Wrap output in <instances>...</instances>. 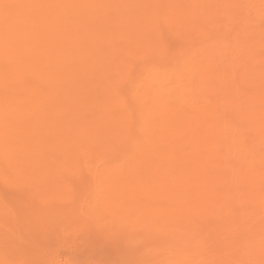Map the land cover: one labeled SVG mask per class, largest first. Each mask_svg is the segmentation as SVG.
<instances>
[{
	"label": "rangeland",
	"instance_id": "1",
	"mask_svg": "<svg viewBox=\"0 0 264 264\" xmlns=\"http://www.w3.org/2000/svg\"><path fill=\"white\" fill-rule=\"evenodd\" d=\"M198 1L199 3L196 0L195 2L194 0H180V4L185 3L182 6V11L187 15L196 11V16H188L194 24L192 30L194 33L189 37L185 36V31L183 30L185 21L181 23L177 20L175 27L169 28L168 26V30L164 28L163 36L159 43L157 41L147 50L143 49L137 53L133 52V56L131 55L132 59H136L131 63L127 62L129 66L128 73L123 78H117L118 81L115 83L118 85L117 88H121H118L120 90L116 92L111 91L114 93L115 99L113 97V103L110 102L108 110V114L113 121L111 125L114 122L121 121L122 127L120 129L118 128L109 133L107 131L109 130L108 128L103 129V126H99V130L103 129L102 132L107 133L106 135H104L105 133L102 134L99 139L97 138L100 141H97L96 137L102 132L91 134L93 131L91 122L94 121V118L87 115V118L83 117L76 120L77 122L63 125L62 128L71 137L77 132L75 130L76 125L80 126L88 123L90 130L88 129L87 132L90 135V139L86 142H81V146L74 152L72 159H64L62 153H58L56 158L59 161V167L56 168L55 172L49 171L48 167L45 169L44 175H37L28 171L25 175L20 174V176L22 175L20 177V169L15 170V168L8 167V169L3 168L4 170H0V179H5V183L1 182L4 180L0 181V196H2L0 197V256L2 257H0L2 262L0 264H243L244 262L245 264H254L252 261L260 264V256L258 254L260 255L259 250H261V247L257 243H264V175H258L257 178L247 184L248 188L243 189L242 184H240L243 170L239 171L240 169L238 170L237 168L240 164L244 165L247 163L249 157H247V153L236 154L234 152L233 141H230V136L226 135V130L224 129L231 119V116H228L229 114L226 112L227 103L237 102V104L245 105L249 103L250 105H247H253V108L256 105L264 107V97L259 98L258 95L260 92L264 93V79L260 76L264 72V0H239V2L238 0H224L223 2L220 0L222 2L221 5L224 3L222 7H227V9L219 7L220 3L218 1V10L215 9L218 13L216 12L214 16H211L209 14L210 10H208L211 0H207L208 2L206 0ZM234 3L235 9L234 7L230 8ZM180 4L168 5H170V9H174ZM203 7H207L208 11H204ZM164 8V12H167L166 7ZM105 14L104 19L109 18L103 20L102 16L101 24L105 21H111L110 24L114 26L113 22H117L119 12L107 9ZM97 25L94 26L98 29ZM103 26L105 24L101 27ZM260 38L262 41H260ZM117 42L122 44L123 40H118ZM185 43L187 46L184 45ZM251 46L259 47L252 52L253 47ZM244 47L246 48L244 49ZM230 48L231 52H229ZM225 52L233 55L231 56L232 58L230 57L231 66L229 63L223 66L224 60L219 59V55ZM70 53L73 52L68 54ZM160 53L162 55L166 53L165 55L167 56L163 55L160 58ZM240 54L247 55L241 57ZM162 59H165V61L163 60V62ZM98 64L101 65V63H96V66H99ZM154 68L155 70H153ZM179 68L181 69V74ZM221 71L228 77H234L237 82H234L233 78L232 83L225 87L218 84L222 74ZM246 72L250 75H247ZM257 73L260 74L258 75ZM253 75L254 81L251 82L252 84L246 83L245 76H247L246 80H249V77ZM180 76H183V79ZM35 81V79L33 81L31 79L29 84L32 85ZM240 81L241 85L239 84ZM255 81L258 82L256 83ZM47 84L49 85L47 82L46 85L40 84L39 86L47 89ZM217 88H219L220 92ZM206 91L207 93H205ZM43 92L46 93L47 91ZM89 92L85 91L86 96L89 98L94 96H100L101 98L103 93H105L104 91ZM27 94L22 95V97H26ZM198 96L202 97L199 98ZM236 98L238 101L235 100ZM111 104L113 107H111ZM48 106L44 107L46 111L49 110V108L47 109ZM177 107L179 108L176 109ZM187 110L189 111L187 112ZM198 114L203 116L207 114L206 116L211 117L208 120L204 118L207 124L204 128L197 126L200 116ZM37 118H34L32 123L41 129L49 128L53 123V118L48 116ZM231 122V130L234 132L237 130L240 134H247L244 138L248 145V142L252 140L251 134L248 135V132H250L249 126H251L250 119L248 123L236 119H232ZM182 124L186 125L184 129L179 127ZM209 128L211 131L207 132ZM237 131L236 133H238ZM81 133H84V131ZM11 135L14 136L15 132L13 131ZM94 135L96 136L94 137ZM123 137L124 139H120ZM244 138L242 139L244 140ZM174 139L173 143L175 144L172 143ZM13 141L11 139L10 142ZM66 143L69 144L67 139ZM257 143L260 142L254 140L248 146L255 151L256 148L254 146ZM24 146L26 145L24 144ZM162 147L163 149H161ZM170 147L171 149H169ZM185 147L186 149H184ZM216 147H219V149H216ZM257 148H260L259 156L264 158V144L259 145ZM116 152L119 153L117 154ZM191 152H199L195 154L196 158L204 166L202 178L198 176L202 181L197 184L198 187L194 191H191L192 185L185 180L186 171H182L181 167H177L178 160H176L177 157L181 158ZM49 160L50 162L52 161L51 159ZM192 161L194 162V160ZM118 164L121 165L117 166ZM138 166L140 169L137 168ZM239 168L241 167L239 166ZM121 169L123 173L120 172ZM110 170L114 171L110 172ZM125 170H127L128 174L124 172ZM130 172L133 173L131 174ZM106 175L108 176L106 177ZM148 177H152L153 180V185L149 184L148 186H151L150 190H144V192L136 190L138 186L144 183V179ZM47 186L51 189L49 190ZM162 188H169V190L174 188L176 190L178 196H174V192H169L168 195L170 202L174 203V207L166 202L165 198L167 196L163 197L161 195L159 189ZM239 194H242L243 198ZM47 195L46 199L45 196ZM148 198L150 201H148ZM231 198L233 199L231 200ZM187 205L188 208L190 207L189 209ZM174 210L176 213L177 211L181 213L183 210H189L190 216H175ZM182 219L184 220L181 221ZM176 220L177 223H175ZM252 243L253 246L251 245L250 247ZM244 246L248 247L247 250ZM232 250L234 251L231 253L230 251ZM246 251L248 254L250 253V255L247 254L248 257ZM212 254L215 255L213 256ZM255 255H257L256 258H254ZM249 257L254 260H250ZM229 260L232 261L230 262Z\"/></svg>",
	"mask_w": 264,
	"mask_h": 264
},
{
	"label": "bare ground",
	"instance_id": "2",
	"mask_svg": "<svg viewBox=\"0 0 264 264\" xmlns=\"http://www.w3.org/2000/svg\"><path fill=\"white\" fill-rule=\"evenodd\" d=\"M196 1L199 3L198 0H196ZM218 1L220 3L219 7H222V5H224V3L221 5V3L224 0H221L222 2H220V0H211L210 8L208 6V10H210L209 14H211V16H214L216 14V12L218 13V11L215 10L218 7ZM194 2H195V0H194ZM238 2H239V0H238ZM226 3L228 4V2H226ZM231 3H233V2H231ZM168 4H170V5L171 4L172 5L173 4H180V0H0V91H3V92H0V167H2L0 170L2 171L3 168H7L8 169V167H10V168L12 167V169L15 168V170L16 169H20L19 176H20V174L25 175L26 173H28V171H30L31 173H34V174L36 173L37 175L38 174L39 175H44L45 169L48 168V167H49V169H48L49 171L51 170L52 172H55L56 168L59 167V165H58L59 161L56 158V155L58 153H62L64 159H72L73 156H74V152L77 149H79V147L81 146V142H86V141H88L90 139L89 138L90 135L87 132V130L89 129L88 123H84V124H82L80 126L76 125L75 126L76 127L75 130H77V132H76V134L71 135V137H70V134H68L67 131H65V129L62 128L63 125L66 124V123H70V122L73 123L76 120H79V119H81L83 117H86L87 115H90L92 118H94V121L91 122V126H92L91 129L93 130L92 132L90 131L91 134L92 133L99 134V133L102 132V130L104 128H108L109 130H107V131L109 133L117 130L118 128L120 129L122 127V124L120 123L121 121H118L119 123L118 122H114V124L111 125V123L113 121L111 120V118H110V116L108 114V112H109L108 110L110 108L109 104H110V102L113 101L112 100L113 97L115 99V95L111 91H115L116 92V91L120 90V89L118 90V88H121V87L117 88L118 85L115 82H117L118 79L123 78L125 76V74L128 73L129 66H128L127 62L131 63L133 60L135 61V59H136V58L132 59L133 52L137 53L138 51L143 50V49L147 50L149 47L153 46V44L156 43L157 41L159 43L161 41V39H162V36H163L162 32H163L164 28H167L168 26H169V28H171L173 26L175 27L176 23L178 21H180L181 23L185 21V23L183 25L185 27V28H183V30L185 31V36L189 37L192 33H194V32H192L194 24L191 22V20L189 19L188 16H190V15H195L196 16V11H193L192 13H189L187 15L184 11H182V6H183V4L185 5V3H181L180 5H178L174 9H170L171 7ZM202 4H205V3H202ZM234 6H235V3L230 8H232ZM164 7H166L167 12H164V9H165ZM224 8L227 9V7H224ZM107 9L117 10L119 12V17H118V20H117L116 23L113 22V24H115L114 26L112 24H110L111 21L110 22L109 21L108 22L105 21L103 23V24H105V26L101 27L103 25V24H101L102 23L101 17L103 16V20H106L107 18H109V17H107L106 19H104L105 15H106L105 12L107 11ZM228 9H229V7H228ZM234 9H235V7H234ZM203 10L204 11H208L207 7H203ZM197 11H199V10H197ZM229 11H230V9H229ZM109 14H111V13H109ZM191 18H192V16H191ZM219 19H220V16H219ZM96 24H98L97 25L98 29L94 26ZM259 29H260V27H259ZM167 30H168V28H167ZM174 31H175V28H174ZM253 32H254V30H253ZM180 34H181V31H180ZM214 36H215V34H214ZM180 37H182V36L180 35ZM217 37H219V36H217ZM258 37H259V35H258ZM225 38H227V37L225 36ZM218 39H220V38H218ZM118 40H123V43L119 44L117 42ZM260 41H262V39ZM220 42H222V41H220ZM229 42H230V40H229ZM184 45H186V43ZM258 45H259V43H258ZM120 46H122V47H120ZM214 47H216V46L214 45ZM236 47H238V46H236ZM251 47H253V46H251ZM257 47H259V46H254L253 49H252V52H254V50ZM245 48L246 47H244V49ZM159 50H160V48H159ZM176 50H177V48H176ZM221 50H222V48H221ZM230 50H231V48L229 49V52H231ZM188 51H186V52H188ZM69 52H73V53L68 54ZM161 53H163V52H161ZM165 54L166 53H164L163 55H165ZM207 54H209V53H207ZM163 55L161 54L160 58ZM244 55L246 56L247 54H244ZM244 55L240 54L241 57L244 56ZM165 56H167V55H165ZM165 56H164V58H165ZM206 56L208 57V55H206ZM219 56H220L219 59L224 60L222 65L226 66V63L227 64L231 63L230 57L233 56V55H231L230 53H226L225 52L223 54H220ZM213 57H215V56H213ZM201 58H203V57H201ZM169 59H167V60H169ZM163 60L165 61V59H162V61ZM244 60H245V58H244ZM244 60H242V61H244ZM160 62H161V60H160ZM216 62H217V60H216ZM232 62H234V61H232ZM96 63H101V65L98 64L99 66H96ZM191 63H193V62L191 61ZM259 63H261V62H259ZM215 65H216V63H215ZM230 66H231V64H230ZM254 66L256 67V65H254ZM163 67H165V66H163ZM150 68H151V66H150ZM155 68L153 70H155ZM224 68H226V67H224ZM156 69H158V68H156ZM263 69H264V65H263ZM177 70H176V72H177ZM179 70H180V74H181V69L179 68ZM165 71H167V70H165ZM254 71H255V69H254ZM158 72H159V70H158ZM193 72H195V71H193ZM261 72H262V70H261ZM260 73H257V74L259 75ZM175 75H177V74H175ZM247 75H250V74L247 73ZM254 75H255V73H254ZM254 75L250 76L249 80H246L247 76H245L246 83L253 82L254 81ZM260 76L262 77V79H264V72L262 74H260ZM209 77H211V76H209ZM181 78L183 79V76ZM233 78L231 76L228 77L227 75H225V73L223 74V72H222V74L220 75V79L218 81V84L223 85L225 87L229 83H232ZM31 79H32V81H33V79H35L37 81V83L35 81L34 82V83H36L35 85H34V83L32 85H30L29 81ZM170 81H171V79H170ZM261 81H259V82H261ZM47 82L49 83V85L47 84L48 85L46 87L47 89H43V88H41L39 86L40 84H45L46 85ZM234 82H237L235 78H234ZM255 82L257 83L258 81H255ZM240 83H241V81L239 82V84ZM243 83L245 84V82H243ZM158 84H160V83H158ZM197 87H200V86H197ZM237 87H238V85H237ZM154 88L156 89V87H154ZM204 88H205V86H204ZM218 89L219 88H217V90ZM232 90H233V87H232ZM232 90H230V91H232ZM43 91H47V92L44 93ZM85 91H87V92H89V91H98V92L99 91H104L105 93H103L101 98H100V96H96L95 97L94 95H93L94 96L93 98H89L88 96H86ZM196 91H198V90H196ZM170 92H172V91H170ZM27 93H29V94H27ZM205 93H207V91ZM25 94H27L26 97H22V95H25ZM95 94H96V92H95ZM158 95H160V94H158ZM195 95H196V93H195ZM258 95H259V98H263L264 97V93H262V92H260V94H258ZM78 96H81V97H78ZM144 96L146 97V95H144ZM252 96L254 97V95H252ZM198 97L200 98L202 96H198ZM116 100H117V96H116ZM235 100H237V98ZM247 100H250V99H247ZM255 100L257 101V99H255ZM250 101H253V100H250ZM232 102H233V100H232ZM121 103H122V101H121ZM190 103H191V100H190ZM235 103H227V105H226L227 106V111L226 112L229 114V115L228 114L227 115L231 116L230 117L231 119L227 123V127L224 130H226V132H225L226 135L230 136V141L231 140L233 141L232 144L234 145V150H235L234 152L236 154L237 153L238 154H240V153H247L248 154L247 157H249V158L247 160V163L244 162L245 163L244 165L240 164L239 166L241 168H239V166L237 165L238 166L237 169L238 170L240 169L239 171L243 170L241 172L242 179H240V184H242L243 189H246V188H248L247 184L249 182H252V180L257 178L258 175L259 176L260 175H264V158L259 156L260 148H257L259 145L264 144V107L260 106V105H259L260 106L259 107V106L256 105L253 108V105L248 106V105H250L249 103H246V105L245 104H237V102H235ZM253 103H255V102H253ZM47 105H49L47 107V109L49 108L48 111H46L45 108H44ZM151 105H152V102H151ZM154 106H156V105H154ZM111 107H113L112 104H111ZM193 107H194V105H193ZM140 108H141V106H140ZM178 108L179 107H177L176 109H178ZM201 108H203V107H201ZM116 109H118V108H116ZM180 109H182V108H180ZM125 110H126V108H125ZM200 110L203 111L202 109H200ZM188 111L189 110H187V112ZM112 112H113V110H112ZM161 112H163V111H161ZM156 113H158V112H156ZM211 113H212V110H211ZM119 114H120V112H119ZM201 114H198L200 116L198 118L199 123L197 124V126L204 128L205 125H207L205 120H208L211 117L210 116H206L207 114L205 116H203ZM43 116H48V117L53 118V123H52L51 127L46 128V129H41L36 124L32 123L34 118L43 117ZM195 116H196V114H195ZM204 118H205V120H204ZM121 119H123V118H121ZM232 119L243 120L244 123L245 122L248 123V120L250 119V121H251L250 125L251 126H249V131L250 132H248L249 133L248 135L251 134V136H252V140L251 141L254 142V140H255V141L260 142V143H257L258 146H257V144L254 146L256 148L255 151L251 150V148L248 146L251 141H249L248 145H247V143H246L247 141H245V138H244L247 135L246 133H244V134L241 133L240 134L237 130H235V132L233 130H231L232 122L230 123V121ZM195 123H197V122H195ZM99 126H103V129L99 130ZM179 127L181 129H184L186 127V125L182 124ZM10 129H12V130H10ZM48 130H50V132H48ZM13 131L15 132L14 136L11 135V134H13ZM82 131H84V133H81ZM210 131H211V129L209 128L207 132H210ZM236 131L238 133H236ZM104 133L102 132L101 134H99L98 137H96V139L97 138L99 139V137H101V135L104 134ZM106 133L104 135H106ZM67 134H68V136H67ZM95 136L96 135H94V137ZM114 136H116V135H114ZM198 138H199V136H198ZM212 138H213V135H212ZM242 138H244V140ZM11 139H13L14 141L10 142ZM66 139H67L69 144L66 143ZM98 139H97V141H100ZM116 139H117V137H116ZM120 139H124V137L120 138ZM166 139H168V138H166ZM170 140H171V138H170ZM224 140H226V139H224ZM174 141H175V139L172 141V143ZM95 143H96V141H95ZM24 144L26 146H24ZM146 144L148 145V143H146ZM173 144H175V143H173ZM195 144H199V143H195ZM238 144H240L241 146L238 145ZM128 145L130 146V144H128ZM167 145H169V144H167ZM173 146H175V145H173ZM156 147H158V146H156ZM178 147H180V146H178ZM183 147H181V148H183ZM197 147H199V146H197ZM254 147H252V148L254 149ZM151 148H152V146H151ZM129 149H130V147H129ZM161 149H163V147ZM169 149H171V147ZM184 149H186V147ZM216 149H219V147H216ZM263 152H264V150H263ZM198 153L199 152H196V153L191 152L189 154L183 155L182 157L180 156L181 158H179V157L176 158V160H178L177 167H181L182 171H186L187 176H186L185 180L188 181L190 183V185H192L193 188L191 189V191H194V189L196 187H198L197 184H200L201 181H202V179H201L202 176L201 175H202V170L204 169V166L202 165V162L199 161L196 158L195 154H198ZM230 153H231V151H230ZM133 154H136V153H133ZM261 154H262V152H261ZM80 156H81V154H80ZM136 157H137V155H136ZM145 157H146V155H145ZM49 159H51L52 161L50 162ZM192 160H194V162ZM63 163H64V160H63ZM90 164H91V162H90ZM120 165L121 164H118L117 166H120ZM136 165H138V164H136ZM143 165H145V164H143ZM139 166L137 168H139ZM121 167H123V166H121ZM124 167H126V166L124 165ZM128 167H130V166H128ZM140 168H141V166H140ZM116 169H118V168H116ZM114 170H110V172H113ZM126 171L127 170H125L124 172H126ZM120 172H122V169H121ZM108 174H110V173H108ZM126 174H128V173L126 172ZM107 176L108 175H106V177ZM198 176L201 177V178H198ZM1 180H4V181H1ZM0 181L5 183V179L4 178L0 179ZM127 181H129V180H127ZM180 182H181V180H180ZM4 183H2V184H4ZM92 183H94V182H92ZM149 184L153 185L152 177L145 178L144 179V183L141 184V186H138V188H136V190L143 191V192H144V190L149 191L150 188H151V186L148 187ZM47 187L49 188V190L51 189L49 186H47ZM44 188H46V187H44ZM48 188H47V190H48ZM49 190H48V192L50 193ZM109 190H110V188H109ZM133 190H131V191H133ZM159 190L161 191V195H163V197L167 196L165 198L166 202H168L172 207H174L173 206L174 203L170 202V197L168 195H169V192H171V193L174 192V196H178L176 194V190L174 188H171L170 190H169V188L168 189L167 188H162V189H159ZM131 191H130V193H131ZM215 191H216V189L213 192L215 193ZM251 193H252V191H251ZM46 194H48V193H46ZM242 194H239V195L242 196ZM0 197H2V196H0ZM46 197H48V195L45 196V198ZM233 198H231V200ZM241 198H243V196ZM40 200H41V197H40ZM189 200H190V197H189ZM125 201H126V199H125ZM148 201H150L149 198H148ZM107 202L109 203V201H107ZM120 202H122V201H120ZM215 204H217V203H215ZM146 205H144V206H146ZM122 206L124 207V205H122ZM137 207H139V206H137ZM187 208H188V205H187ZM204 208H202V209H204ZM104 209H105V207H104ZM142 210H143V208H142ZM214 210H215V208H214ZM104 212H106V211H104ZM199 212H201V211H199ZM195 213H197V212H195ZM153 214H155V213H153ZM174 215L175 216H180V217L181 216L188 217V216H190V212H189V210H183L181 213L179 211H177V213H176L175 210H174ZM147 216H148V214H147ZM142 219H143V217H142ZM142 219H141V221H142ZM183 220L184 219H182L181 221H183ZM175 223H177V220H176ZM157 225H159V224H157ZM189 225H190V223H189ZM188 230H190V229H188ZM182 234H184V233H182ZM170 242H168V243H170ZM263 244H262V242H260V244L257 243V245H260V247H261V250H259L260 251V255L258 254V256H260L259 257L260 264H264V245ZM251 245L253 246V243L250 244V247H251ZM257 245H255V246H257ZM168 246H169V244H168ZM174 246H176V245H174ZM245 248L247 250L248 247H245ZM255 249H257V248L255 247ZM234 250H232L230 252L232 253ZM153 251H155V249H153ZM240 253H241V251H240ZM247 254H248V252L246 251V255ZM238 255H240V254H238ZM248 255H250V253ZM248 255H247V257H248ZM233 256H231V257H233ZM240 257H241V255H240ZM247 257H246V259H248ZM256 257H257V255H255L254 258H256ZM150 259H152V258H150ZM252 259L250 258V260H252ZM182 260H184V259H182ZM227 261H226V263H227ZM252 262L254 264H256L254 261H252ZM234 263H235V261H234ZM243 264H245V262Z\"/></svg>",
	"mask_w": 264,
	"mask_h": 264
}]
</instances>
